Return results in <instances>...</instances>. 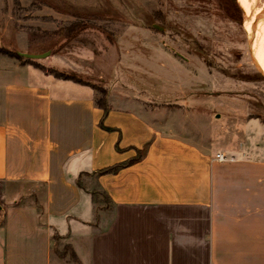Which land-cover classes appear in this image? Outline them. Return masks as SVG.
<instances>
[{"label":"crops","instance_id":"0c3cea01","mask_svg":"<svg viewBox=\"0 0 264 264\" xmlns=\"http://www.w3.org/2000/svg\"><path fill=\"white\" fill-rule=\"evenodd\" d=\"M104 86L107 114L94 87L0 55V264H76L67 246L80 264H264V159Z\"/></svg>","mask_w":264,"mask_h":264},{"label":"rangeland","instance_id":"374dc122","mask_svg":"<svg viewBox=\"0 0 264 264\" xmlns=\"http://www.w3.org/2000/svg\"><path fill=\"white\" fill-rule=\"evenodd\" d=\"M248 5L247 11L240 0H0V46L51 52L37 63L97 88L124 85L144 101L187 106L178 118L202 126L214 149L264 159V0ZM52 264H60L56 256Z\"/></svg>","mask_w":264,"mask_h":264},{"label":"trees","instance_id":"16d2710c","mask_svg":"<svg viewBox=\"0 0 264 264\" xmlns=\"http://www.w3.org/2000/svg\"><path fill=\"white\" fill-rule=\"evenodd\" d=\"M78 26L79 25H74L73 28H71L69 30H72L74 28H78ZM0 55H5L8 57L17 59L18 61L32 64L36 68L42 70L44 73L52 75L57 79L70 80V81H74L76 83H80V84H84V85H90V86L94 87L100 95L96 100L98 107L105 110L106 114L109 111V105H108V95L109 94H108V91L103 89V88H97L94 84H92L91 82H89L87 80L80 78L77 74L71 73V72H65V71H63L59 68H56V67H47L45 65H41V64L37 63V60L25 59L24 57L19 56L17 54V52L11 51V50L4 48L2 46H0ZM141 157H142V153L139 152L138 156L135 159L128 161L126 163L115 165L111 168L104 169V170L100 171V174L117 172L121 168H123L125 166H129V165L137 162L138 160L141 159ZM78 186L82 187V183L80 181H78ZM98 194H99L98 192L93 193L94 200L96 202H98ZM53 239H54V241H57L59 239V237L57 235H55L53 237ZM57 252H58V254H60L63 257L69 255V258L74 263L80 264L78 257L76 256L75 252L73 251V249L70 246L65 247L63 252H59V251H57Z\"/></svg>","mask_w":264,"mask_h":264},{"label":"water","instance_id":"95a60500","mask_svg":"<svg viewBox=\"0 0 264 264\" xmlns=\"http://www.w3.org/2000/svg\"><path fill=\"white\" fill-rule=\"evenodd\" d=\"M17 54L21 57H24L25 59L40 60V59H44V58H47L48 56H50L51 52H46V53H42V54L17 52ZM0 210L3 212V215H2V220H3L5 213H4L2 208H0Z\"/></svg>","mask_w":264,"mask_h":264},{"label":"bare ground","instance_id":"6f19581e","mask_svg":"<svg viewBox=\"0 0 264 264\" xmlns=\"http://www.w3.org/2000/svg\"><path fill=\"white\" fill-rule=\"evenodd\" d=\"M244 6V8L246 7L247 11L249 10V5H248V0H240ZM259 10V9H258ZM257 11V10H256ZM264 11V10H263ZM258 12V11H257ZM254 21V20H253ZM259 23V20L258 22ZM261 25H262V29H264V21L261 22Z\"/></svg>","mask_w":264,"mask_h":264},{"label":"built area","instance_id":"2783aa9c","mask_svg":"<svg viewBox=\"0 0 264 264\" xmlns=\"http://www.w3.org/2000/svg\"><path fill=\"white\" fill-rule=\"evenodd\" d=\"M216 160L219 162H224L227 160L226 156L223 153H218L216 155Z\"/></svg>","mask_w":264,"mask_h":264}]
</instances>
